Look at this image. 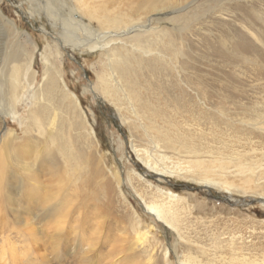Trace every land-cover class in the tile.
I'll list each match as a JSON object with an SVG mask.
<instances>
[{
    "label": "rangeland",
    "instance_id": "obj_1",
    "mask_svg": "<svg viewBox=\"0 0 264 264\" xmlns=\"http://www.w3.org/2000/svg\"><path fill=\"white\" fill-rule=\"evenodd\" d=\"M171 4L169 9L137 13L136 19L128 17L122 4L116 6L109 31L148 27L116 36L108 50L111 64L120 58L116 50H131L134 38L149 36L147 29H153L152 33L172 31L167 22L210 5L211 10L201 15L193 29L208 25L211 35L201 33L209 41L219 39L227 26L242 30L255 37L249 39L264 58L261 0H173ZM236 5L254 9L250 21L254 30L234 16L230 6ZM0 10L18 30L16 35L0 34V154L5 160L15 151L16 157L5 160L7 181L15 191L19 189V197L13 201L17 204L12 203L10 209L29 221L23 228L16 214H9L4 203L0 206L1 258L9 239L17 247L13 250L17 264H264V124L256 125L255 118L258 114L264 121V60H258L254 69L250 56L251 63L231 66V74L221 79L231 89L228 91L244 96L241 100L209 94L207 103L193 92L191 100L161 109L163 113L177 112L173 123L181 131L174 134L187 140L183 148L175 143L168 146L164 138L161 142L154 138V134L166 132L167 126L160 130L162 125L150 127L148 121H142L148 127L149 141L125 102L115 107L97 91L101 67L108 64L106 55L81 54L55 41L58 30L50 28L27 0H0ZM257 37L262 39L261 46ZM45 51L54 57L50 65L41 57L47 58ZM212 52H219L222 59L209 62L207 75L216 73L217 66L223 67V61L227 64L220 48L213 47ZM29 60H34V75L19 76L18 87L12 88L15 75L9 69L13 62L26 64ZM177 67L172 74L178 72ZM51 72H57L59 85L71 101L61 102L59 94L52 92ZM28 87L31 107L22 96ZM12 95L23 101L12 102ZM34 110L43 127L30 121ZM52 120L55 123L50 126ZM75 121L81 125L76 130L71 125ZM53 137L58 144H53ZM151 142L159 143L154 144L157 150ZM36 156V165L43 158L51 163L34 181L27 173ZM144 203L155 205L163 222L148 215ZM23 210L28 212L26 217ZM43 211L49 212L45 215L48 220L41 216ZM54 220L61 223L58 252L52 247L57 242L52 234ZM0 264L4 262L0 260Z\"/></svg>",
    "mask_w": 264,
    "mask_h": 264
},
{
    "label": "bare ground",
    "instance_id": "obj_2",
    "mask_svg": "<svg viewBox=\"0 0 264 264\" xmlns=\"http://www.w3.org/2000/svg\"><path fill=\"white\" fill-rule=\"evenodd\" d=\"M27 1L30 3L31 8L32 9L34 8L36 10L37 14L39 13V15H43L44 18H46V21L49 22L50 24V28L58 30V32L56 33H58L59 39L55 38V41L61 42L64 45L69 46L73 51H77L81 54L100 52V56L101 54L102 56L103 55L107 56L106 58V61H108V64L106 65L107 69L103 65L101 67L103 69L102 74H100V76L98 77L96 76L97 91L101 93L102 97H104L110 103L114 104L115 107L117 106V104L122 105V103L125 102L124 106H127L128 109H130L131 114L133 115V117H135V121H137L140 126L139 128L140 133H142L143 136L148 140L149 137H148L147 125L153 127V124L156 125L160 124L162 125L159 128L160 130L164 129L165 126H167V128H165L166 132L154 134V138L158 142H161V140L164 138V142L168 146H173L175 143L180 148H183L185 141L187 140L183 136L174 134V131L176 130L177 132L181 131L179 126H177V122L175 121V123H173V119H175V114L177 112L168 111V113H163V110L161 109L167 107L169 108L170 104L179 106V103L185 100H191L190 93L193 92L197 96H200L199 98H201L204 102L207 103L209 99L208 97L209 94H211L213 97L214 94H216L215 95L216 97L223 95L228 101H234L235 98L241 100L243 99L244 96L241 93L240 94L237 93V95H235L234 92L228 91L229 89L228 86L226 85L223 86L221 79H224L226 76H229L228 74H231V70H230L231 66L234 69L237 68V66L239 65H245V63H251L249 61L250 56L254 57V60L252 61L253 65H255V67H253L254 69L258 68V64H259L258 60L260 62L264 60L262 52L259 53L254 45V42L249 39V37L253 38V36L252 35L249 36L247 33H245L242 30H235L234 28L227 26L225 32L222 30L220 31V35H223L225 33V36L221 37L220 35H218L219 39L217 40L214 39V41H209L206 35L201 33V32H206V34L207 33L208 35L210 34L209 32H207L208 25L207 26L202 25V27L198 29L192 28L195 23H198L197 20L201 17V15L209 11L208 8H210L211 10L212 5H210L209 7L203 6L196 9L195 13H193L192 15H185L170 20V22H167L169 28L172 29L173 32L170 30L163 32L164 31L163 30L158 33L155 32L152 33L153 29H147V31L151 32L148 34L149 36L147 37L141 36L138 38H134L133 39L134 45L131 46V50H127V52L124 53L123 50L121 49L116 50V52L120 54V58L119 60L114 61L113 62L114 64L113 63L111 64V59L108 55L109 52L108 50L111 44L115 41L114 38L116 36L124 35L129 30L132 31L138 29H146V27H148L147 25L146 26L138 25L131 27L127 30L121 31L119 33H113L109 31V29L111 28L109 23L110 21H113L115 18V17H111V12L114 11L116 6L122 4V9L125 8L126 13L129 14L128 17L133 16L136 19L139 17L137 13L138 14L142 13L143 15H145L149 11L169 9L172 6L171 3L173 0H126L125 4H123V0H27ZM261 1L264 5V0ZM76 2L78 3V5ZM214 6L217 7V5ZM230 7L234 16L237 19H241L242 21H244L245 22L244 24L248 26L249 30H254L253 25L250 23L251 16L255 14V11L252 7H250L251 9L244 7V5H236ZM148 22L150 23L151 21L149 20ZM14 24L15 23L8 20L0 10V34L13 33L14 35H16L18 33V30ZM254 35L262 36L261 33L258 34L255 33ZM26 38L29 39V37L27 36ZM257 39L260 42L259 45L261 46L262 39L259 37H257ZM213 47L216 48L217 50L218 48L221 49L222 54L226 59L225 61H227V64L224 63L223 61L222 64L223 67L217 66L216 73H212V74L210 73L209 75H207V70L205 67L209 64V62L211 60L215 62L216 59H220V60L222 59L221 56H219V52L211 53V49ZM55 48L57 47L55 46ZM47 53L48 52L45 51V55H47ZM41 57L44 58L45 62L49 65L51 64L49 60L51 59L54 60V57L53 56L51 57V53L49 56L47 55V58L46 56L43 57L42 55ZM32 62L34 64V60L33 61L29 60V62H27L26 64H18L17 61L13 62L15 64L12 65L9 69V71L15 75V85L12 88L18 87V84L20 82L18 80L19 76L21 77V79L23 76L31 77L30 74L32 75L33 72L31 71V67H33ZM174 65L178 66L176 68L178 72H175L176 73L175 75L174 73L173 74L171 73V70L175 69ZM250 69L252 70V68ZM51 73H49L48 75H50L52 92L53 93L57 92V94H59V99L61 102L62 100H66V99L71 101V98L67 96V94L63 91V89L59 85L60 83L57 80V72H53L52 74ZM44 77H46V75H44ZM210 86L217 87V89H219L217 90L218 93L212 92L213 89H210ZM31 87L32 86H30V88ZM1 88L2 86L0 87V90ZM18 90L19 88L17 89V92ZM28 91H29V87L25 89L22 96H24V101L26 100V103H29V107H31L30 106L31 98H28L30 97L27 94ZM5 92H7L8 96H10V93L8 91ZM11 93L16 94V91H12ZM16 95H12L13 98L9 97L10 100L12 102L13 99L14 101L18 100L21 103L23 100L22 99L20 100ZM181 113H183V110ZM10 114L13 115L14 112L11 111ZM55 118L56 115H54L53 119ZM255 118L257 119L256 125L262 126V124H264V121L263 122L261 121L262 117L260 115L257 114ZM29 119L33 124H36V126L43 127L41 125L42 121L39 119V116H37V112L35 110L32 113H30ZM142 121L144 122L148 121L149 124L145 125L146 123L144 124ZM54 123L55 121L52 120V122L49 123V125L53 126ZM71 125L74 128V130L81 127V125H78L76 121ZM20 126L21 127L23 126L21 122H20ZM159 129L153 128V131H159ZM48 137L51 136L49 135ZM53 139H54L53 144L54 145L58 144L56 141L57 139L55 137H53ZM7 140L15 141L14 138H10V137H7ZM151 144L154 145L155 142H151ZM158 144L156 143L155 145ZM155 145L153 149L157 150V146ZM2 147L0 145V149ZM16 148L18 149V146H16ZM14 152L15 151L7 155V158L5 159L7 160V162L9 161L10 156L16 157L15 155H13ZM1 155L2 154H0V199H3L4 201L0 203V206L4 203L9 211V214H16L14 215V217L19 222V225L21 226L23 225V228L25 227L27 228L26 225L29 222L28 219L26 220L24 217L19 218L17 211L16 212L14 211L16 209L14 210L10 209L12 203H14L13 201L16 200V197H19V189L15 191L13 189L14 186L11 187V182L9 180L7 181L8 174H6L7 170L5 169L6 161L4 160V158H2ZM37 158L38 156H36L33 159V162L30 165H28L27 174L31 179H35L34 181H36V179L41 178L42 175H44L46 165L51 163V161L49 162L47 159L43 158L38 163V165H36ZM14 204H17V202ZM1 210H0V215H2ZM145 211L148 215L154 216L155 219H157V221L163 222L164 218L162 217L160 212L156 209L155 205L151 207L145 204ZM23 213L24 215L23 214L21 215L26 217L28 212L27 210H23ZM48 213L49 212L47 211H43L41 213L42 214L41 216L44 218V220H48L45 219V215H47ZM58 218H60V215H58ZM59 220L57 221L54 220L55 221L54 229L52 231V234L54 235V238L56 239L57 242L55 244L51 243V245L53 244L52 247L56 252H58L57 250L60 247V240H61V235L58 233L61 229L60 228L61 223L59 222ZM39 229H43V228H39ZM43 239L45 240V238ZM52 240L53 239H51V241ZM38 242L40 244V241ZM14 245L16 244L14 243ZM4 247H6L7 249L3 248L2 250L3 256L2 258L0 257V260H2L4 264H17V261L15 259L16 256L13 255V250L15 246L11 244V241L9 239H7V243H5ZM15 249H17V247H15ZM22 258H24V256Z\"/></svg>",
    "mask_w": 264,
    "mask_h": 264
}]
</instances>
